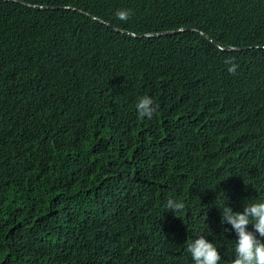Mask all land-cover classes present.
Here are the masks:
<instances>
[{"label": "trees", "instance_id": "obj_1", "mask_svg": "<svg viewBox=\"0 0 264 264\" xmlns=\"http://www.w3.org/2000/svg\"><path fill=\"white\" fill-rule=\"evenodd\" d=\"M17 1L0 0V264H194L201 235L231 264L222 207L264 202V0Z\"/></svg>", "mask_w": 264, "mask_h": 264}, {"label": "clouds", "instance_id": "obj_2", "mask_svg": "<svg viewBox=\"0 0 264 264\" xmlns=\"http://www.w3.org/2000/svg\"><path fill=\"white\" fill-rule=\"evenodd\" d=\"M7 1V0H6ZM33 7V4H27V6ZM36 7V5H34ZM69 9V7H66ZM88 15V13H87ZM131 10L119 9L116 13L117 19L127 22L131 18ZM92 16V15H91ZM94 20L99 18L92 16ZM104 23L103 20H99ZM109 27H113L111 23H106ZM115 30L117 28L113 27ZM119 30V29H117ZM116 30V31H117ZM180 29L178 32H184ZM194 30V29H193ZM187 31V29L185 30ZM125 34L133 36V32L121 31ZM163 33V32H162ZM168 34H171L167 32ZM204 32H202L203 34ZM167 34V35H168ZM207 34V33H206ZM146 35V34H145ZM144 35V36H145ZM204 35V34H203ZM208 35V34H207ZM137 35L135 34L134 37ZM146 37V36H145ZM162 37V36H160ZM222 46H220L221 48ZM223 48V47H222ZM241 49L237 47H230L227 50ZM79 51L78 46H74L71 49L72 54H77ZM227 71L231 75H235L238 65L232 61H228ZM137 116L139 119L151 120L154 114L158 111V105L155 100L149 96H141L135 105ZM165 209L173 211L175 214L183 212L186 208V203L182 200L169 198L165 203ZM222 223H227L232 226V229L238 235V242L235 245V259L231 261V264H264V243L260 242L253 232L247 230V226L252 224L255 230L264 236V202H254L245 204L243 211H233L231 207L223 206ZM187 252L191 254L194 264H219L221 261V255L218 247L204 236H199L194 241L187 245Z\"/></svg>", "mask_w": 264, "mask_h": 264}, {"label": "water", "instance_id": "obj_3", "mask_svg": "<svg viewBox=\"0 0 264 264\" xmlns=\"http://www.w3.org/2000/svg\"><path fill=\"white\" fill-rule=\"evenodd\" d=\"M7 1H14V2H19V1H17V0H7ZM28 6H30V5H28ZM33 7H35L34 5H33ZM44 8H47V7H44ZM117 30V29H116ZM186 29H183V30H181V31H185ZM191 30H193V29H191ZM117 31H119V30H117ZM168 33L167 32H163V33H149V34H146L145 36L146 37H160V36H166ZM206 37H209L206 33H203ZM133 36H135V34H133ZM222 48V47H221Z\"/></svg>", "mask_w": 264, "mask_h": 264}, {"label": "rangeland", "instance_id": "obj_4", "mask_svg": "<svg viewBox=\"0 0 264 264\" xmlns=\"http://www.w3.org/2000/svg\"><path fill=\"white\" fill-rule=\"evenodd\" d=\"M95 262H96L95 264H101L100 254L99 257H96Z\"/></svg>", "mask_w": 264, "mask_h": 264}]
</instances>
